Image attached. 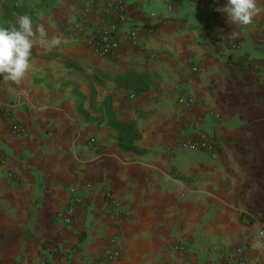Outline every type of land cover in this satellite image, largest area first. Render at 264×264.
Here are the masks:
<instances>
[{"label": "crops", "instance_id": "0c3cea01", "mask_svg": "<svg viewBox=\"0 0 264 264\" xmlns=\"http://www.w3.org/2000/svg\"><path fill=\"white\" fill-rule=\"evenodd\" d=\"M117 2L120 46L99 56L89 39ZM226 2L53 0L30 15L60 43L34 44L19 82L0 74V264H264V14L241 27ZM106 108L134 126L132 148ZM196 131L214 155L180 146ZM71 187L83 204L66 225Z\"/></svg>", "mask_w": 264, "mask_h": 264}, {"label": "built area", "instance_id": "2783aa9c", "mask_svg": "<svg viewBox=\"0 0 264 264\" xmlns=\"http://www.w3.org/2000/svg\"><path fill=\"white\" fill-rule=\"evenodd\" d=\"M112 10L117 14V20L113 21L109 18L103 20L102 25L98 29L97 32L91 35L89 39V43L93 51L103 57H109L112 55L113 51L120 46L119 37L117 33L119 31L120 24L126 22L127 15L125 12V6L119 2L115 3L112 6ZM141 33V29L138 27H132L129 30V35L131 37V41L136 44L137 37ZM196 65L190 66V71H195ZM178 102L181 105L190 106L193 103V96L191 92L186 87V82L183 80L180 83L178 88ZM10 124V133L13 135H22L26 132V127L14 120L13 118H9L8 120ZM96 138L91 136L88 138V144L91 146H95L97 144ZM180 146L182 148H187L190 150H203L211 155H214L217 146L213 140H211L203 131H196L187 136H185L181 142ZM70 197L68 202L63 206L60 210L57 211L56 217H58L64 224L70 225L73 222V218L78 210V207L83 204L82 195L73 187L69 189ZM105 198L107 200L108 205L114 207L116 214L122 215L123 210L116 206V202L110 191L105 192ZM259 240L264 246V224L261 226L259 230ZM175 248L182 247L180 245H175ZM242 248H238L241 250ZM120 255V249L118 247H114L106 256L107 259H115Z\"/></svg>", "mask_w": 264, "mask_h": 264}, {"label": "clouds", "instance_id": "9594fccd", "mask_svg": "<svg viewBox=\"0 0 264 264\" xmlns=\"http://www.w3.org/2000/svg\"><path fill=\"white\" fill-rule=\"evenodd\" d=\"M264 0H227L221 12L228 20L241 27L249 25L253 19L264 14ZM34 21L28 14L19 15L8 27H0V74L5 79L19 82L30 67L31 48L39 44L46 49L58 45V39L49 40L43 25L33 26ZM38 34V39L34 40Z\"/></svg>", "mask_w": 264, "mask_h": 264}, {"label": "trees", "instance_id": "16d2710c", "mask_svg": "<svg viewBox=\"0 0 264 264\" xmlns=\"http://www.w3.org/2000/svg\"><path fill=\"white\" fill-rule=\"evenodd\" d=\"M0 2L6 8V12L0 16V19L3 21H7L8 23H14L16 18L15 14H32L39 5H34L32 8L27 9L25 6L17 4L18 0H0ZM156 24L151 25H142L146 27L147 30H153ZM141 76L139 74H129L122 76L120 79L122 81H130L133 83L141 82ZM106 113L108 116L109 124L117 131L118 134V142L124 148H132L131 142L133 138L136 136L134 126L132 124L122 122L118 118H116L110 109L106 108Z\"/></svg>", "mask_w": 264, "mask_h": 264}, {"label": "rangeland", "instance_id": "374dc122", "mask_svg": "<svg viewBox=\"0 0 264 264\" xmlns=\"http://www.w3.org/2000/svg\"><path fill=\"white\" fill-rule=\"evenodd\" d=\"M51 1H53V0H18V2H17V4H20V5H22V6H29L30 4V8H32L34 5H39V7L38 8H36L35 10H34V12L33 13H35V12H37L43 5H46V6H48L47 4L49 3V2H51ZM30 2V3H29ZM29 9V8H28ZM6 12V8L4 7V5L0 2V16L1 15H3L4 13ZM32 13V14H33ZM19 15H21V14H19ZM18 14H15V17H18L19 16ZM31 15V14H30ZM10 23H8L7 21H2L1 19H0V27H8V25H9Z\"/></svg>", "mask_w": 264, "mask_h": 264}]
</instances>
